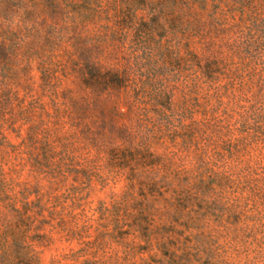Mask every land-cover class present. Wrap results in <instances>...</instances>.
<instances>
[{"label": "trees", "instance_id": "1", "mask_svg": "<svg viewBox=\"0 0 264 264\" xmlns=\"http://www.w3.org/2000/svg\"><path fill=\"white\" fill-rule=\"evenodd\" d=\"M104 237L264 264V0H0V264Z\"/></svg>", "mask_w": 264, "mask_h": 264}, {"label": "rangeland", "instance_id": "2", "mask_svg": "<svg viewBox=\"0 0 264 264\" xmlns=\"http://www.w3.org/2000/svg\"><path fill=\"white\" fill-rule=\"evenodd\" d=\"M103 109L107 114L112 115L116 120L121 121L122 120V108L118 105L117 102H114L112 100L105 101L103 104ZM111 187H115L112 190L118 191L121 187V183H117L116 185L110 184L107 189L106 193L104 195L97 194L92 195L91 199L94 201H97L100 198H106L108 194V189L110 190ZM195 232H193L192 235H194ZM192 241L196 243V238ZM118 239H113L109 237H104L102 239L103 243V249L101 251H98V254L100 256L104 255V259L109 261V257L112 256L114 259L111 260V263L109 264H148L149 258H148V252L145 251V249H140V247L144 244V242L139 241L138 239L134 240L132 242L131 239H127L125 243H117ZM33 247L34 253H35V260L36 264H72L73 262L70 261V259L65 258L64 254L68 253V249L72 248L74 251L78 250V246L76 243L67 244L63 240H59L58 238H55L53 243L49 246H42L39 244H34ZM197 245V244H196ZM198 249L200 250L199 259L200 262L205 263L206 261H210L211 264H223L222 259L223 253L219 251V254H212L209 253L210 256H208L203 251V247L198 245ZM151 254H155L154 251L151 252ZM156 258L161 257L159 253H156ZM219 255V256H218ZM120 259H119V258ZM84 258H79L78 262L83 261ZM230 263L232 261L228 259ZM203 263H194V264H203Z\"/></svg>", "mask_w": 264, "mask_h": 264}]
</instances>
